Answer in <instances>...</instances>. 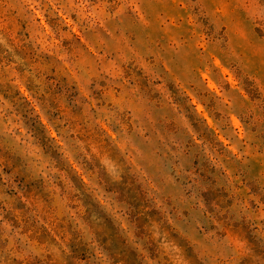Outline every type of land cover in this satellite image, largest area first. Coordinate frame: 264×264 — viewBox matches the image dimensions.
I'll list each match as a JSON object with an SVG mask.
<instances>
[{
	"label": "clouds",
	"instance_id": "obj_1",
	"mask_svg": "<svg viewBox=\"0 0 264 264\" xmlns=\"http://www.w3.org/2000/svg\"><path fill=\"white\" fill-rule=\"evenodd\" d=\"M0 264H264V0H0Z\"/></svg>",
	"mask_w": 264,
	"mask_h": 264
},
{
	"label": "rangeland",
	"instance_id": "obj_2",
	"mask_svg": "<svg viewBox=\"0 0 264 264\" xmlns=\"http://www.w3.org/2000/svg\"><path fill=\"white\" fill-rule=\"evenodd\" d=\"M193 103H194L197 107H202V105H199V104H198V102L196 101L195 97H193ZM204 116L208 119V122H209V123H212V121H211V117L208 116L207 111L204 112ZM50 131H51V134H52L53 136H56V132H55L54 129H51ZM37 132H39V128H38V127H37ZM85 179H86V177H85Z\"/></svg>",
	"mask_w": 264,
	"mask_h": 264
}]
</instances>
